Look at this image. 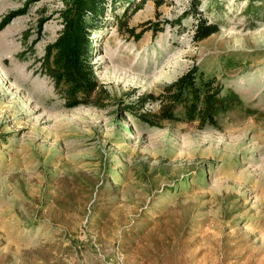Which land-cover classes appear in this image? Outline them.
Here are the masks:
<instances>
[{
	"label": "rangeland",
	"instance_id": "rangeland-1",
	"mask_svg": "<svg viewBox=\"0 0 264 264\" xmlns=\"http://www.w3.org/2000/svg\"><path fill=\"white\" fill-rule=\"evenodd\" d=\"M135 2V35L108 8L91 40L97 105L68 108L39 70L63 1L0 0V23L17 14L0 32V264H264V0H202L219 31L201 42L192 0ZM194 68L229 96L216 127L139 120Z\"/></svg>",
	"mask_w": 264,
	"mask_h": 264
},
{
	"label": "trees",
	"instance_id": "trees-1",
	"mask_svg": "<svg viewBox=\"0 0 264 264\" xmlns=\"http://www.w3.org/2000/svg\"><path fill=\"white\" fill-rule=\"evenodd\" d=\"M62 1L64 8L59 11V15L63 29L57 40L46 47L44 56L39 60V70L53 82L54 90L64 99L68 108L96 106L100 87L91 55V40L98 34V27L105 20L108 8L117 10L123 7L126 14L119 17V20L128 33L135 35V30L128 25V13L130 9L132 13L137 12L141 6L138 7L135 0ZM145 2L146 0H140L141 5ZM201 2L202 0H192L193 14L197 19L194 32L196 42L219 31L218 25L201 18ZM160 3L157 2L158 6ZM16 15L14 13L0 23V32ZM149 30L152 29L143 30L138 38ZM223 89L213 77L194 68L174 82L166 95L159 97L158 113H145L139 120L157 128H161L163 123L181 121L199 122L201 127H216L220 112L228 106L226 103L229 96H223Z\"/></svg>",
	"mask_w": 264,
	"mask_h": 264
}]
</instances>
